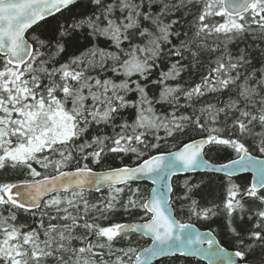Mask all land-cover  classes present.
<instances>
[{"label":"snow or ice","instance_id":"1","mask_svg":"<svg viewBox=\"0 0 264 264\" xmlns=\"http://www.w3.org/2000/svg\"><path fill=\"white\" fill-rule=\"evenodd\" d=\"M167 257L264 264V0H0V264Z\"/></svg>","mask_w":264,"mask_h":264},{"label":"trees","instance_id":"2","mask_svg":"<svg viewBox=\"0 0 264 264\" xmlns=\"http://www.w3.org/2000/svg\"><path fill=\"white\" fill-rule=\"evenodd\" d=\"M206 158L210 159L213 163H221V162H225L227 157L226 153H222V154H217L216 152H212L210 153ZM126 163H130V160H125ZM109 163H113L115 165H119L121 163V161L117 158L115 160H110ZM99 170V169H97ZM205 174L203 173H197V174H190V175H186V176H178V177H174L173 178V184L174 186H176L177 191L179 190V185L183 182V180L187 177V176H192L194 180H198L201 176H204ZM206 178V177H205ZM250 177L248 175H243V176H239L237 178H234V180L236 182H242L245 180H249ZM221 183V180L219 177H214L213 179V189H215L216 191H219V185ZM140 187L146 191V193L149 191V186L147 184H140ZM97 194H92L93 198L96 196ZM177 217L183 219L184 221H187V216L183 213H181L179 211V207L177 206ZM193 223L196 224V226L201 229V230H209L208 229V222H201V221H196L195 218H193L192 220ZM213 228H217L216 224H212ZM218 230V229H217ZM137 238V237H134ZM139 240V245L140 246H146L148 244V241L142 239V238H137ZM158 264H204L201 263L197 260L194 259H189V258H179V259H173V258H166V259H162L158 262Z\"/></svg>","mask_w":264,"mask_h":264},{"label":"water","instance_id":"3","mask_svg":"<svg viewBox=\"0 0 264 264\" xmlns=\"http://www.w3.org/2000/svg\"><path fill=\"white\" fill-rule=\"evenodd\" d=\"M190 174H197V173H189V174H179L178 176H186V175H190ZM244 175H248L250 178H251V173H248V174H244ZM176 176V177H178ZM239 177V176H238ZM174 178V177H173ZM234 178H237V177H234ZM141 183H147L150 185V188L152 187L151 183L149 181H143ZM93 194H96V193H93ZM201 230V229H200ZM201 231H208V230H201ZM147 240V239H145ZM149 243H150V240H148ZM167 258H171V257H167ZM183 258V257H182ZM186 258H189V259H195V260H198L199 262L201 263H204V264H207V261L206 260H201V259H198V258H195V257H186ZM162 259H166V258H162ZM161 259V260H162Z\"/></svg>","mask_w":264,"mask_h":264},{"label":"rangeland","instance_id":"4","mask_svg":"<svg viewBox=\"0 0 264 264\" xmlns=\"http://www.w3.org/2000/svg\"><path fill=\"white\" fill-rule=\"evenodd\" d=\"M145 191V190H144ZM146 192V191H145ZM149 192V191H148Z\"/></svg>","mask_w":264,"mask_h":264}]
</instances>
